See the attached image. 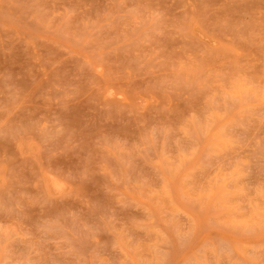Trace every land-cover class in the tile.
I'll return each mask as SVG.
<instances>
[{
    "label": "rangeland",
    "instance_id": "rangeland-1",
    "mask_svg": "<svg viewBox=\"0 0 264 264\" xmlns=\"http://www.w3.org/2000/svg\"><path fill=\"white\" fill-rule=\"evenodd\" d=\"M0 264H264V0H0Z\"/></svg>",
    "mask_w": 264,
    "mask_h": 264
}]
</instances>
